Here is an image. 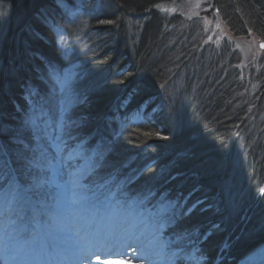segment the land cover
<instances>
[{
  "label": "trees",
  "instance_id": "obj_1",
  "mask_svg": "<svg viewBox=\"0 0 264 264\" xmlns=\"http://www.w3.org/2000/svg\"><path fill=\"white\" fill-rule=\"evenodd\" d=\"M181 1L64 0L61 8L0 0V116L16 126L55 87L47 63L59 69L72 51L82 134L106 155L105 170L177 200L170 218L198 231L194 251L213 258L225 235L242 228L228 258L234 264L264 244V53L246 72L239 49L251 38L264 42V0H211L231 36L218 47L197 21L158 9ZM58 28L69 37L64 48Z\"/></svg>",
  "mask_w": 264,
  "mask_h": 264
},
{
  "label": "rangeland",
  "instance_id": "obj_2",
  "mask_svg": "<svg viewBox=\"0 0 264 264\" xmlns=\"http://www.w3.org/2000/svg\"><path fill=\"white\" fill-rule=\"evenodd\" d=\"M158 9L165 15L179 13L183 21H193L194 24L198 22V25H202L204 36L216 47L224 38L231 39L220 17L213 12L211 0H182L178 4H162ZM60 29L58 28L57 42L61 48L60 45L63 46V42L65 45L69 37L64 35L61 41ZM198 36L199 40H202V35ZM239 49L242 54L241 68L246 72L255 70L256 57L264 53L260 42L254 38L241 41ZM66 52L67 56L64 55V62L58 70L61 80L72 82L71 88L62 89L56 82L53 89L37 95L34 103L19 119V123L16 121V126H9L3 121V116H0V174L7 176L11 173L14 176L19 172L27 177L25 165L30 160H39L47 167L45 174L49 184L45 189V195L36 197L27 191L28 198H25L23 202L25 207L36 209L40 206L45 209L47 205L48 210L51 211V214H48L49 222L46 232L38 228L42 222L32 223L36 230L42 232V241L37 242L40 244V249L43 248L41 245L44 246L46 242L51 246L57 244L61 250L66 248L65 256H73L72 262L78 261L73 253L72 244L82 240L83 234L78 235L69 226L79 219L90 221L93 217H98L95 214L101 210L104 224L99 226V231L103 233L107 229L114 230L115 225L118 224L119 227L114 230L112 236L130 245L125 256L111 257L117 264H126L132 252L135 254L134 249H141V246L147 248L150 253L161 250L159 264H229L228 257L231 248L228 247L221 254L219 252L224 248L225 243L229 245L231 242L227 237L220 241L217 246L218 251L213 258L202 250L197 249L194 253L195 237L198 231L193 230L192 226L184 229L175 227L177 222L174 217L170 218V216L175 212L177 200L166 195L168 192L162 191L158 194V188L138 184L132 181L130 176L127 177L128 179L124 175L118 177L115 171H106L105 166H95L92 162L83 167L89 157L93 158L92 153L98 152L99 149L96 141L89 143L87 137L82 134V126H84L86 117L82 114L83 95L80 96L77 86L79 64L76 58L69 54L72 51ZM30 89L32 95L37 94V88L31 86ZM2 133L5 135L9 133L10 139L6 137L3 139ZM103 154L100 152V156ZM82 167L84 170L79 172L78 170ZM6 188L7 183L4 184V189ZM24 191L21 190L16 194L15 200L12 194H9L8 200L11 205L15 206L20 201ZM4 195L5 191L0 190V198ZM34 219L40 220L38 217ZM1 226L0 223V232L4 229ZM55 233L61 234L62 242L58 240ZM241 234L242 228L233 227L227 236L239 237ZM47 235H49L48 239H46ZM5 239L4 237L3 241ZM14 248L11 246V250ZM262 248L264 244L252 252L245 253L234 264H242L251 253ZM5 249L0 252V262L7 254L8 250ZM52 249L54 250V246ZM189 252L193 253L188 256ZM83 264H101V261L93 257Z\"/></svg>",
  "mask_w": 264,
  "mask_h": 264
},
{
  "label": "bare ground",
  "instance_id": "obj_3",
  "mask_svg": "<svg viewBox=\"0 0 264 264\" xmlns=\"http://www.w3.org/2000/svg\"><path fill=\"white\" fill-rule=\"evenodd\" d=\"M91 156H93V158L91 159V157H89L87 159V161L84 163L83 167L88 166V164H90V162H92V164L95 163V166L96 165H100L102 167L105 166L104 167L105 169L109 167V162L106 159V155L100 156V153L95 151L92 153ZM102 156L105 157L104 161L102 160ZM83 167L81 169H79L78 171L80 172V171L84 170ZM25 191L23 193V196H21L20 201L17 202V204L15 206L11 205V203L8 202L9 194H5L3 197L0 198V223L2 224L1 219L4 218L3 219L4 222H6V221L9 222L8 226H9V228H11L12 231H15V233L16 232L21 233L19 235L17 233L16 234L18 235V237L21 238V241L23 240L26 242V246L29 247L30 250L36 249L38 251L39 250L43 251V250H45V248H47L49 246V244L45 243L44 246L41 245L43 247V249L42 248L40 249V244H37V242L40 243L39 241H42L41 240V237H42L41 233L42 232H40V230L43 229L42 230L43 232L47 231V227H48L47 223L49 222L48 214H51V211L48 210L47 205L45 206V209H43L42 206H40L39 207L40 210L36 209L35 207L34 208L25 207L23 205L24 204L23 202H24L25 198H28V193H27V191L26 192ZM54 207L55 206H53V208ZM175 208H177V205ZM126 213H128V209H126ZM95 216H98V217H95V218L93 217L94 220L92 219L90 221H89V219H87V222L85 220H82V219L76 220V222L71 224L69 227L71 230H74L78 235L83 234L82 240H94L100 236L113 235L114 230L119 227L117 224V226L115 225L114 230L107 229L103 233H101L99 231V226L101 227L102 223L104 222L103 211H101V210L97 211ZM35 217H38V219H40V220H35L34 219ZM81 218H83V216H81ZM37 221H38V223L42 222V225L41 226L39 225V227H38V228H40V230H38V229L33 230V228H32L33 224L32 223L36 224ZM237 234H239V232ZM48 236L49 235L46 236L47 239H48ZM225 237L229 238L228 241H231V242H229V245H228V243H225V245L223 244L224 248L219 251L220 254L222 252H224V250L228 249V247L229 248L233 247V245H235V243H238V240H239V237L235 236V235L227 236V234H226ZM228 241H226V242H228ZM25 242H23V245H25L24 244ZM52 246H55V250H59L57 247L59 245L56 244V245H52ZM121 247H122V245H121ZM49 248H50V246H49ZM229 250H231V249H229ZM253 250L254 249L249 250L248 252H252ZM134 251H136L135 254H137L138 256L135 257L134 252H132L133 254L131 253L132 255H130V258L126 264H159V256L161 255V250H156L153 253H150L151 257H152L151 260L144 259L141 256L140 248L134 249ZM258 251H256L255 254L248 256L245 259L244 264H263L264 263V248H262L261 250H258ZM192 253L193 252H189L188 256H190ZM194 253H195V251H194ZM52 255L51 254L48 255V256H50V258L48 259V261H49L48 264H59L60 261H59V259H57L58 257L56 258L54 256L55 255L54 252ZM184 256H187V255H184ZM44 262H45V260H42V256H38V263L37 264H44ZM23 263H25L24 260L21 262V264H23ZM78 263H80V262L79 261L75 262V264H78ZM30 264H36V263L34 262V260H31ZM62 264H64V263L62 262ZM168 264H170V263H168Z\"/></svg>",
  "mask_w": 264,
  "mask_h": 264
},
{
  "label": "snow or ice",
  "instance_id": "obj_4",
  "mask_svg": "<svg viewBox=\"0 0 264 264\" xmlns=\"http://www.w3.org/2000/svg\"><path fill=\"white\" fill-rule=\"evenodd\" d=\"M45 2H47V0H45ZM53 2L58 7H65L64 0H53ZM39 15L40 17H44L46 12H41ZM60 39L62 41V37ZM262 47H264V45H262ZM47 67L50 75L57 80L62 89L71 88L72 82L61 80L59 70L53 62L49 61L47 63ZM120 83L123 84L124 81H120ZM132 95L133 93H129L128 98L123 100V104L126 105L129 103ZM148 103V101H145L136 109V117L138 119L139 114L142 110L147 108ZM144 135L146 137H150L153 133L145 132ZM154 135L159 136V133H155ZM25 167L27 169V177H24V175L19 172H17L14 176L11 173L7 176L0 174V190H4L5 194H12L13 200H15L16 194H18L21 190L29 191L36 197L45 195V189L49 184V180L45 174L47 172V167L40 163L39 160L27 161ZM5 183H7L6 189H4ZM260 192L261 194H264V189H261ZM194 208L195 205H193L192 208L187 209V212L190 213ZM129 249V244L112 235L100 236L94 240H80L72 244L73 253L80 264H83L84 259L87 258L90 260L93 257L100 260L101 264H117V262L111 259V257L125 256ZM140 250L141 256L144 259H152L150 251L147 248L141 246Z\"/></svg>",
  "mask_w": 264,
  "mask_h": 264
},
{
  "label": "water",
  "instance_id": "obj_5",
  "mask_svg": "<svg viewBox=\"0 0 264 264\" xmlns=\"http://www.w3.org/2000/svg\"><path fill=\"white\" fill-rule=\"evenodd\" d=\"M262 45H264V42H261L260 43V47L261 48H263L264 49V47H262ZM263 189H264V186H263ZM259 252V251H258ZM256 252H254V253H251L249 256H251V255H253V254H255ZM245 261V260H244ZM245 262H243L242 264H244Z\"/></svg>",
  "mask_w": 264,
  "mask_h": 264
}]
</instances>
